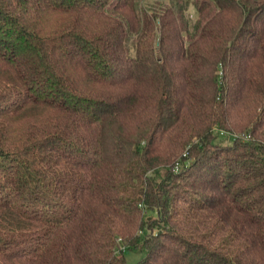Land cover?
<instances>
[{
  "label": "trees",
  "instance_id": "obj_1",
  "mask_svg": "<svg viewBox=\"0 0 264 264\" xmlns=\"http://www.w3.org/2000/svg\"><path fill=\"white\" fill-rule=\"evenodd\" d=\"M122 244L264 264V0H0V264Z\"/></svg>",
  "mask_w": 264,
  "mask_h": 264
},
{
  "label": "rangeland",
  "instance_id": "obj_2",
  "mask_svg": "<svg viewBox=\"0 0 264 264\" xmlns=\"http://www.w3.org/2000/svg\"><path fill=\"white\" fill-rule=\"evenodd\" d=\"M185 17L189 20L191 26L193 23L197 20V11L195 10L194 6H189L188 11L185 13ZM26 37L23 34L14 35L10 37V40L12 43L15 44L14 47L16 48H25L26 46H30V44H27ZM28 40V39H27ZM35 43V41H31V43ZM249 137H243V139H247ZM228 140H231L228 138L227 135H223L222 139L217 140V142L220 143H226ZM120 251L123 253L126 257L127 264H137L139 260L141 259L142 255L138 253L137 251H130L129 245L122 244L120 246Z\"/></svg>",
  "mask_w": 264,
  "mask_h": 264
}]
</instances>
